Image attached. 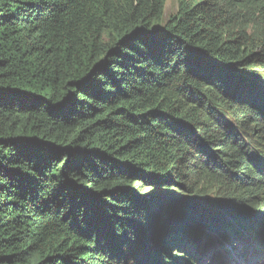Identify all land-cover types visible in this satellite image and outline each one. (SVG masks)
Here are the masks:
<instances>
[{
	"label": "trees",
	"instance_id": "16d2710c",
	"mask_svg": "<svg viewBox=\"0 0 264 264\" xmlns=\"http://www.w3.org/2000/svg\"><path fill=\"white\" fill-rule=\"evenodd\" d=\"M176 2L0 0V264H248L264 0Z\"/></svg>",
	"mask_w": 264,
	"mask_h": 264
},
{
	"label": "rangeland",
	"instance_id": "374dc122",
	"mask_svg": "<svg viewBox=\"0 0 264 264\" xmlns=\"http://www.w3.org/2000/svg\"><path fill=\"white\" fill-rule=\"evenodd\" d=\"M177 13V2H176V0H167V5H166V12H165V19H166V21L172 16V15H175ZM158 193L157 194H160V195H163V193L162 192H159V191H157ZM161 199V198H160ZM233 231V230H232ZM195 233H193V234H198L196 231H194ZM235 234H234V232H232V236H234ZM251 238L249 239L250 240V242H249V244H248V252H250L249 253V256H255V257H258L256 254H255V251H256V248H257V246H256V241H257V237H254V236H250ZM215 241V240H214ZM263 242V243H262ZM261 243H262V250H263V244H264V239H263V241H261ZM197 245H198V243H196ZM213 245V242H210L209 241V239H206L205 238V240L204 241H201L200 243H199V245H198V249H199V252H200V254H202V255H204V256H207V258H212L213 259V262H214V256H215V253L214 252H211V251H206V249H208V248H210L211 246ZM201 246H203V247H201ZM176 248H179V246H177ZM258 249L260 250L261 249V247H260V243H259V247H258ZM190 251H191V253H192V256H193V258H197L198 259V254H199V252L197 253V255H196V249H190ZM173 253H175V252H170V254L172 255ZM240 254V253H239ZM177 255H180L179 253H177ZM180 260H183V261H186V262H188L186 259H185V257H184V255H183V257H181V259ZM249 264H251V262H252V260H251V257H249ZM213 262L211 263V264H213ZM257 264H262V261H258V263ZM263 264H264V262H263Z\"/></svg>",
	"mask_w": 264,
	"mask_h": 264
},
{
	"label": "clouds",
	"instance_id": "9594fccd",
	"mask_svg": "<svg viewBox=\"0 0 264 264\" xmlns=\"http://www.w3.org/2000/svg\"><path fill=\"white\" fill-rule=\"evenodd\" d=\"M261 241H262V238H260L259 239V242L257 243V248H256V251H255V254L259 257L260 256V250H262V249H258V247H259V243H260V247L262 248V246H261ZM249 257H251V260H252V262H251V264L254 262V260H253V258L255 257H253V256H249V254H248V256H247V262H248V264H249ZM232 258H234V257H232ZM235 259V258H234ZM236 261V260H235ZM213 262V260H211L210 262H208V261H206L205 263L203 262V264H211ZM213 264H217V262H213ZM263 264V263H262Z\"/></svg>",
	"mask_w": 264,
	"mask_h": 264
},
{
	"label": "bare ground",
	"instance_id": "6f19581e",
	"mask_svg": "<svg viewBox=\"0 0 264 264\" xmlns=\"http://www.w3.org/2000/svg\"><path fill=\"white\" fill-rule=\"evenodd\" d=\"M263 243V242H262ZM244 258V257H243Z\"/></svg>",
	"mask_w": 264,
	"mask_h": 264
}]
</instances>
